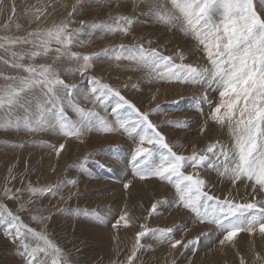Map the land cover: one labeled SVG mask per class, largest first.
Instances as JSON below:
<instances>
[{
    "label": "rangeland",
    "instance_id": "obj_1",
    "mask_svg": "<svg viewBox=\"0 0 264 264\" xmlns=\"http://www.w3.org/2000/svg\"><path fill=\"white\" fill-rule=\"evenodd\" d=\"M152 4L161 12L178 15L171 0H0V38L31 40L0 48V88L15 83L5 77H27L29 73L23 67L50 66L73 88L70 99L74 104L97 114L115 129L104 133L94 127L76 137L64 136L50 126L33 125L34 130L23 126L0 127V206L57 245L62 264L64 261L128 264L133 252L135 258L131 264H241L242 260L243 264H264V236L258 230L255 235L241 232L233 241L221 244L224 230L212 223L199 222L195 213L182 206L173 184L156 176L140 178L137 170L147 172L158 166L167 149L145 143L143 147L151 149L153 155L147 161L136 157V149L141 146L140 133L126 132L119 121H128L127 127L131 129L140 117L125 107L119 109L118 121L113 111L118 98L109 97L103 102L94 99L89 78L119 91L140 114H147L165 143L176 155L185 158L194 153L205 154L210 145H217L216 155L219 146L228 149L233 146L228 124L221 126L211 116L220 103L219 89L205 84L167 82L157 76L166 69L153 71L128 60L94 59L80 75L76 70L82 61L64 55V49L54 40L49 43L47 54H43L35 35L63 24L68 25V32L85 33L90 31L88 25L109 23L117 16H125L134 20L127 34L90 31L74 36L69 50L81 56H96L121 45L143 46L172 57L175 65L210 68L203 46L181 30L180 21L169 26L155 19L149 11ZM253 4L264 19V0H253ZM29 33L33 35L30 37ZM58 48L60 52L56 51ZM33 51L42 54L33 58L30 56ZM13 52L18 55L13 57ZM19 55L24 58L20 60ZM5 60L10 63H4ZM12 62L23 67H13ZM205 95L208 102L203 99ZM64 111L69 120L80 119L66 101ZM23 115V110L17 109L10 118ZM60 145H64L62 150ZM206 154L215 161L213 153ZM182 171L203 179L204 191L220 201L255 203L257 207L245 213L248 217L259 215L264 209V191L252 181L242 178L233 183L211 167L185 166ZM49 187L55 195L33 194L30 190ZM154 204L156 212L151 211ZM74 211L81 214H65ZM169 229L170 233L166 231ZM162 230L164 236L160 235ZM141 231L147 234L138 240ZM176 240L182 243L173 248L172 242ZM25 242L30 246L36 243L30 235ZM21 251L20 239L14 243L0 226V264H27L26 258L19 254Z\"/></svg>",
    "mask_w": 264,
    "mask_h": 264
},
{
    "label": "snow or ice",
    "instance_id": "obj_2",
    "mask_svg": "<svg viewBox=\"0 0 264 264\" xmlns=\"http://www.w3.org/2000/svg\"><path fill=\"white\" fill-rule=\"evenodd\" d=\"M171 3L178 15L161 12L155 4L150 5V14L169 26H173L174 21H180L181 30L185 34H191L203 46L211 64L210 68L175 65L172 57L163 56L155 49L146 50L143 46L133 48L121 45L118 49L105 50L102 55L96 56H81L69 50L74 36L90 34V31L127 34L134 20L125 16H117L109 23L88 25L90 31L85 33L68 32V25L63 24L35 35L40 40L39 46L44 49L43 54H47L50 50L48 45L54 40L62 46L64 55L82 61L76 70L80 75L84 74L94 59L128 60L153 71L166 69L158 72L157 76L167 82L205 84L209 88L219 89L220 103L211 116L221 126L228 124L234 143L231 149L219 146V155H216L215 151L217 145H210L206 153L216 156L213 161L206 153H194L188 158L176 155L165 143V138L155 130L147 114H140L119 91L101 84L95 78H89L93 85L91 91L94 99L103 102L109 97L118 98L113 109L117 113L118 121L119 109L125 107L140 117L131 129L127 127L128 121H119L120 127L126 132L140 133L141 146L136 149V157H143L147 161L153 155L151 149L143 147L145 143L159 144L167 149V154L162 155L158 166L147 172L143 169L137 170L141 179L156 176L173 184L182 206L195 213L199 222L212 223L224 230L221 244L233 241L241 232L255 235L258 230L259 234L264 236V209H261L259 215L248 217L245 213L255 209V203L236 204L227 199L220 201L204 191L206 182L203 179L186 175L182 171L185 166L211 167L221 176H227L233 183L243 178L254 182L260 191H264V19L255 11L253 0H171ZM32 35L33 33H29L30 37ZM0 40L4 41L0 43V48H4L5 44L31 42L26 38L4 37ZM56 51L60 52V49ZM41 54L39 51H33L30 56L34 58ZM17 55L12 53L13 57ZM23 58V55H19L20 60ZM4 63L8 64L10 61L5 60ZM11 66L23 67L15 62H12ZM23 70L29 73L27 77H5L15 83L0 88V127L18 129L23 126L34 130L33 125L40 128L50 126L64 136L76 137L94 127L104 133L115 131L97 114L74 104L70 99L73 96V88L50 66L41 65L39 69L28 66L23 67ZM61 93L64 95L61 96ZM203 99L208 102L206 95ZM65 101L78 113L80 119L77 122L69 120L65 115ZM17 109L23 110V117L11 119ZM63 147L64 145H60L59 150ZM30 190L33 194H56L51 187ZM212 201L214 203H209ZM156 209L157 205L154 204L151 211L156 212ZM65 214L79 216L81 213L74 211ZM121 219L124 220L125 217L122 216ZM0 226H3L5 234L10 236L14 243L20 239L22 251L19 254L26 258L27 264H49V260L50 264H62L61 249L46 235L24 225L20 217L5 206H0ZM125 226H128L127 223ZM166 231L170 233L172 230ZM146 234L147 232L141 231L137 239ZM29 235L36 241L34 246L25 242ZM160 235L164 236L165 232L162 230ZM181 243L182 241L176 240L172 242V247L175 248ZM134 258L135 252L129 257L128 264H131ZM63 264L67 262L64 261Z\"/></svg>",
    "mask_w": 264,
    "mask_h": 264
},
{
    "label": "bare ground",
    "instance_id": "obj_3",
    "mask_svg": "<svg viewBox=\"0 0 264 264\" xmlns=\"http://www.w3.org/2000/svg\"><path fill=\"white\" fill-rule=\"evenodd\" d=\"M168 89H169V88H168ZM168 89H167V90H168ZM175 89H176V88H175ZM170 90H171V89H170ZM177 90H178V89H177ZM159 91H161V90H159ZM164 91H165V90H164ZM173 91H174V90H173ZM166 92H167V91H166ZM167 93H168V92H167ZM169 94H170V93H169ZM162 95H163V94H162ZM167 95H168V94H167ZM157 98H158V97H157ZM158 99H159V98H158ZM181 115H182V113H181ZM185 115H186V114H185ZM187 116H188V115H187ZM202 123H203V122H202ZM169 128H170V127H169ZM173 130H174V129H173ZM210 132H211V131H210ZM109 138H110V137H109ZM191 140H192V139H191ZM68 151H69V150H68ZM127 151H128V150H127ZM48 152H49V151H48ZM64 153H65V152H64ZM113 153H114V152H113ZM39 155H40V154H39ZM63 155H64V154H63ZM66 155H68V154H66ZM127 155H128V154H127ZM70 156H71V155H70ZM67 157H68V156H67ZM67 157H66V158H67ZM129 157H130V156H129ZM61 158H62V157H61ZM61 158H60V159H61ZM64 158H65V157H64ZM64 158H63V159H64ZM124 158H125V157H124ZM124 158H123V159H124ZM46 159H47V158H46ZM122 161H123V160H122ZM124 163H125V162H124ZM126 167H127V166H126ZM117 169H118V168H117ZM122 169H123V168H122ZM127 169H128V168H127ZM114 174H115V173H114ZM106 175H107V174H106ZM114 176H115V175H114ZM124 176H125V175H124ZM102 177H103V176H102ZM151 183H152V182H151ZM96 185H97V184H96ZM107 185H108V184H107ZM112 185H113V184H112ZM243 185H244V184H243ZM104 186H105V185H104ZM109 186H110V184H109ZM119 186H121V185H119ZM105 187H106V186H105ZM89 188H90V187H89ZM102 188H103V187H102ZM135 188H136V187H135ZM215 188H217V187H215ZM112 189H113V188H112ZM154 189H155V188H154ZM154 189H153V190H154ZM156 189H158V188L156 187ZM164 190H165V189H164ZM172 190H173V189H172ZM216 190H218V188H217ZM157 191H158V190H157ZM135 192H136V191H135ZM154 192H155V191H154ZM146 193H148V192H146ZM156 193H157V192H156ZM158 193H159V192H158ZM158 193H157V194H158ZM221 193H222V191H221ZM120 194H121V191H120ZM161 194H162V193H161ZM219 194H220V193H219ZM219 194H218V195H219ZM216 195H217V194H216ZM119 196L122 197L121 195H119ZM119 196H118V197H119ZM123 196H124V195H123ZM105 197H106V196H105ZM178 197H179V196H178ZM252 197H253V196H252ZM115 198H116V197H115ZM120 199H121V198H120ZM104 200H107V199H104ZM148 201H149V200H148ZM94 204H95V203H94ZM115 205H116V204H115ZM180 207H181V206H180ZM178 215H179V214H178ZM164 223H165V222H164ZM85 227H86V226H85ZM85 227H84V228H85ZM101 231H102V230H101ZM80 232H81V231H80ZM86 232H88V231H86ZM102 232H104V231H102ZM96 233H97V232H96ZM88 234H89V233H88ZM99 234H101V233H99ZM104 234H105V233H104ZM93 235H94V233H93ZM95 236H96V235H95ZM98 236H99V235H98ZM100 236H103V235H100ZM93 237H94V236H93ZM94 239H97V238L94 237ZM101 241H103V240H101ZM212 241H213V240H212ZM204 242H205V241H204ZM243 242H244V241H243ZM205 244H206V243H205ZM206 245H207V244H206ZM210 245H211V244H210ZM212 245H213V244H212ZM203 247H204V246H203ZM208 247H209V246H208ZM249 247H250V246H249ZM249 250H250V249H249ZM178 251H179V250H178ZM163 252H164V251H163ZM245 253H246V252H245ZM167 255H168V254H167ZM175 255H176V254H175ZM217 257H218V256H217ZM212 259H213V258H212ZM201 261H202V260H201Z\"/></svg>",
    "mask_w": 264,
    "mask_h": 264
}]
</instances>
